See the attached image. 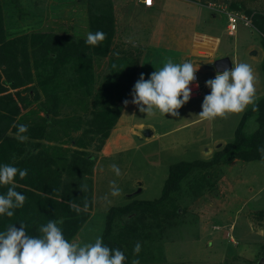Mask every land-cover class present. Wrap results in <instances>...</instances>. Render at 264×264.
Here are the masks:
<instances>
[{
  "label": "rangeland",
  "instance_id": "374dc122",
  "mask_svg": "<svg viewBox=\"0 0 264 264\" xmlns=\"http://www.w3.org/2000/svg\"><path fill=\"white\" fill-rule=\"evenodd\" d=\"M202 2L0 0L7 10L3 22L14 28L9 33L10 38L44 33L86 39L90 12L112 6L114 33L111 51L94 64L93 71L98 79L90 90V98L87 97L88 111L76 108L75 114L83 122L90 120L95 129L96 123L92 122L94 114L91 113L95 94L116 88L117 98L114 94H106V98L115 103H111L112 107L120 109V115L105 139L99 140L97 136L88 143L87 158L93 163L90 177L92 212L76 238L77 242L91 243L97 236L101 237L105 216L111 207L125 206L134 200L158 199L171 166L179 162L209 161L227 143L233 142L235 129L252 106L227 119L205 121L198 117L204 96L210 93L206 81L216 75L210 66L217 56L228 57L232 66L240 62L250 64L255 76L256 101L264 96V30L262 32L256 27V22L261 21L260 16L264 21V0ZM236 4L252 12L246 14L251 17V25L239 21L233 35H229L226 13L230 12L231 5ZM254 51L256 54L251 55ZM169 57L175 63H181L183 59L199 65V71L195 73L197 79L192 85L200 83L201 96L191 97L179 109V117L147 118L131 103L134 85L141 75L148 79L155 69L163 67ZM120 58L124 62H120ZM119 63L126 65L117 76L115 64ZM138 66H142L143 71L137 77ZM132 74L136 75L131 87L125 78ZM53 85L63 86L62 82ZM125 100L129 101L127 106L123 103ZM38 105L32 101L21 114L31 110L35 113L32 116L42 114ZM69 109L62 105L59 110L58 119H63L61 125L65 117L72 114ZM253 119L246 124L247 132L257 126ZM79 125L80 128L88 127L84 123H77V127ZM46 129L53 130L56 143L53 137L48 139L60 151H54L56 156L61 154L60 157L71 156L75 141L84 134L82 130L67 134V127L60 126L46 125ZM143 130H148L149 135H144ZM112 164L121 169L119 177L112 172ZM113 180L121 189L119 197L110 196L109 185ZM182 187L185 189L183 193V189H179L172 194L179 215L168 223L169 232L162 228L159 219L145 215L151 240L145 236L142 241L152 246L150 255L153 259L149 264H258L259 259L264 258L261 256L264 252V162L232 160L229 164L196 168L183 180ZM189 188L195 192L186 193ZM117 226L118 221L115 220L112 231H116ZM222 233L226 239L222 238ZM214 236L219 238L214 239ZM144 243L141 244V256H149L143 250Z\"/></svg>",
  "mask_w": 264,
  "mask_h": 264
},
{
  "label": "trees",
  "instance_id": "16d2710c",
  "mask_svg": "<svg viewBox=\"0 0 264 264\" xmlns=\"http://www.w3.org/2000/svg\"><path fill=\"white\" fill-rule=\"evenodd\" d=\"M202 1L205 4L215 2ZM92 7L94 8L93 5ZM99 8L90 12L88 28L89 32L103 31L106 33V39L93 48L85 44V39L68 35L30 33L10 38L9 33L14 28L7 27L3 22L7 10L0 3V165L12 164L20 169H27L28 172L24 179H20L19 176L15 178L16 191L25 195L26 201L22 208L15 210L13 217H0V231L5 230L8 224H15L19 228L20 223H24L29 235L38 236L41 225L49 220L62 219L63 224L59 226L65 238L72 241L91 217L90 177L93 163L89 157L87 158L88 143L97 136L99 140L105 139L120 115V109L112 107L111 105L115 103L106 98V94L112 96L114 94L117 98L116 88L95 94L94 109L91 112L97 119L92 118V122L96 123L95 129L90 125V120L83 122L75 114L76 108L88 111L87 97L90 98L88 96L90 90L96 85L94 64L106 57L111 48L114 33L112 6L107 5L106 10ZM229 10L245 15L252 13L241 9L237 4L231 5ZM255 16L256 14L253 18ZM260 18L261 21L256 22V27L263 32L264 21L261 16ZM122 59H119L120 62H124ZM262 64L264 71V57ZM115 65L117 66L115 72L120 76L126 64ZM132 78L133 74L125 78L130 86ZM55 82H62L63 86L53 85ZM75 93L80 95L76 96ZM32 101L39 104V110L44 116L39 114L32 116L35 114L32 110L21 114ZM256 102L258 110L253 111L251 108L249 112L243 114L235 129L233 142L227 143L223 149L217 151L213 159L179 162L171 166L158 199L134 200L125 206L111 207L107 211L101 237L105 245L119 248L124 252L127 257L125 264H131L133 259H139L140 264H149L150 259H153L150 255L151 243L142 241L145 236L147 240H151L145 215L149 214L159 219L162 228L169 232L168 223L179 215V208L172 194L183 189V180L196 168H209L220 163L229 164L232 160L264 162L257 151L259 147L264 146V96ZM62 105L70 108L72 114L69 113L61 125L63 119L59 120L58 116ZM249 119H253L257 126L253 131L247 132L246 124ZM77 123H84V126L88 127L80 128V125L77 127ZM19 124L28 126L26 133L28 139L23 143L15 136V125ZM46 125L67 127V134L82 130L84 134L82 133V137L75 141L72 151L69 150L71 156L60 157L61 154L56 156L54 151L57 148L47 144L50 143L48 137H53L55 143L56 138L53 130L48 131ZM57 141L62 142L61 139ZM198 186H201L200 183ZM6 191L7 186H0V194ZM188 192L195 191L189 188L186 193ZM85 201L88 203L87 210L83 208ZM73 205H78L80 210ZM115 220L118 221V226L116 231H112ZM222 234V238L226 239L224 233ZM218 238L214 236V239ZM130 241L144 243L143 250L149 256H141L142 250L138 256L134 255L136 242ZM261 256L264 257V252Z\"/></svg>",
  "mask_w": 264,
  "mask_h": 264
},
{
  "label": "clouds",
  "instance_id": "9594fccd",
  "mask_svg": "<svg viewBox=\"0 0 264 264\" xmlns=\"http://www.w3.org/2000/svg\"><path fill=\"white\" fill-rule=\"evenodd\" d=\"M229 13L247 18V25H251V18L244 13ZM227 26L228 17V32ZM105 39L106 33L103 31L89 32L85 44L94 48ZM198 71L199 65L191 60L175 63L171 57L166 58L163 67L155 69L148 79L140 76L134 85L131 103L141 113H145L147 118H165L166 115L179 117V109L190 101V85L196 80L195 73ZM199 86L201 87L200 83L196 84L197 88ZM206 87L210 89V93L204 96L202 111L198 115L201 120L227 119L232 114L244 112L249 106H252L253 111L258 110L255 76L248 63H235L231 69L217 70L215 78L206 81ZM200 96L201 93L198 97ZM123 103L127 106L129 101L125 100ZM15 127L16 139L21 143L25 142L28 139V126L19 124ZM257 151L261 161H264V146ZM110 168L117 177L121 175L118 165L112 164ZM27 174V169L7 163L0 165V186H7L6 193L0 194V217L11 218L15 215V210L23 207L26 196L16 191L15 178L19 176L24 179ZM109 186L111 197L122 194L115 180ZM73 207L80 210L78 205ZM83 208L87 210V201ZM61 224L62 219L49 220L39 227L38 236L29 235L24 223H20L19 228L15 224H8L5 230L0 231V264H125L127 257L124 252L105 245L102 237L97 236L91 243L69 241L59 226ZM140 251L141 244L137 242L133 249L134 255L138 256ZM131 264H140V261L133 259Z\"/></svg>",
  "mask_w": 264,
  "mask_h": 264
},
{
  "label": "built area",
  "instance_id": "2783aa9c",
  "mask_svg": "<svg viewBox=\"0 0 264 264\" xmlns=\"http://www.w3.org/2000/svg\"><path fill=\"white\" fill-rule=\"evenodd\" d=\"M227 17H228V26H227V28H228V33L229 34H232V32L236 29L238 21L244 22L245 25L249 24V21H248L247 18H245L243 16H239L237 14L227 13ZM195 76H196V79H197V75L196 74H195ZM195 85H190V88L192 89V95H191L192 98L198 97L200 95V91H201L200 86L197 88Z\"/></svg>",
  "mask_w": 264,
  "mask_h": 264
},
{
  "label": "water",
  "instance_id": "95a60500",
  "mask_svg": "<svg viewBox=\"0 0 264 264\" xmlns=\"http://www.w3.org/2000/svg\"><path fill=\"white\" fill-rule=\"evenodd\" d=\"M255 54H256L255 51L251 52V55H255ZM210 68L212 69V71L216 73L217 70L222 71L224 68L231 69L232 64L228 57H222V58L215 59L212 65L210 66ZM142 132L144 135H149L148 130H143ZM258 264H264V258L259 259Z\"/></svg>",
  "mask_w": 264,
  "mask_h": 264
},
{
  "label": "crops",
  "instance_id": "0c3cea01",
  "mask_svg": "<svg viewBox=\"0 0 264 264\" xmlns=\"http://www.w3.org/2000/svg\"><path fill=\"white\" fill-rule=\"evenodd\" d=\"M206 37H207V36H206ZM74 38H75V37H74ZM81 39H84V38H81ZM111 47H112V46H111ZM109 51H111V48H110ZM186 51H187V50H185V52H186ZM188 52H189V51H188ZM108 56H109V55H108ZM224 57H225V56H224ZM183 58H184V57H183ZM218 58H221V57H218V56H217L216 59H218ZM180 61H183V59L180 60ZM134 69H135V68H134ZM142 71H143L142 66H141V67L138 66V67H137V70H136V74L138 73L137 77L140 75V72H142ZM136 74H134V75H136ZM134 75H133V76H134ZM96 77H97V78H96ZM137 77H136V78H137ZM95 79H98V75H95ZM132 79H133V78H132ZM133 81H134V79H133ZM132 83H133V82H132ZM131 87H132V86H131ZM39 115H40V116H44V113H43V112H42V114L39 113ZM19 118H20V116H19L17 119H19ZM47 144L52 145V144H50V143H48V142H47ZM84 227H85V226H84ZM84 227L80 230V232L84 229ZM80 232H79V233H80ZM78 235H79V234H77L76 238L78 237ZM76 238H75V240H76Z\"/></svg>",
  "mask_w": 264,
  "mask_h": 264
}]
</instances>
